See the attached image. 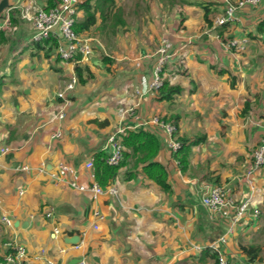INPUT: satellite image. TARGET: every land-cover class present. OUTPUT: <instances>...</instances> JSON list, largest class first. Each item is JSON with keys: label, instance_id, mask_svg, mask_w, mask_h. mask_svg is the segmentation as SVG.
<instances>
[{"label": "crops", "instance_id": "obj_1", "mask_svg": "<svg viewBox=\"0 0 264 264\" xmlns=\"http://www.w3.org/2000/svg\"><path fill=\"white\" fill-rule=\"evenodd\" d=\"M8 1L0 17V248L11 240L24 244L26 264H216L218 251L211 245L226 234L218 249L230 264H264V167L255 175L261 192L253 193L245 178L253 149L264 139V33L257 30L264 0L239 8L223 35L216 18L228 1L238 0H146L106 41L84 33L93 52L77 64L64 63L50 44L42 50L31 42L22 13L48 7L49 0ZM207 4L213 25L205 19ZM83 16L79 10L78 19ZM164 35L178 50L164 79L183 88L172 99L150 89L153 52ZM231 39L245 49H229ZM77 65L85 82L70 93L72 104L59 119L56 93L77 74ZM162 123L176 126V139H202L191 147L185 170ZM121 128L159 138L157 160L167 167L171 192L149 179L135 158L106 185L117 184L116 196L94 200L50 176L67 162L79 168L82 181H93L85 164L99 152L108 159L110 138ZM58 131L61 137L53 138ZM3 147L10 151L2 154ZM24 165L29 170L19 168ZM218 184L237 201L260 200L232 233L229 219L203 204ZM73 235H80L78 245L65 241ZM242 246L261 248L259 256L251 258Z\"/></svg>", "mask_w": 264, "mask_h": 264}, {"label": "built area", "instance_id": "obj_2", "mask_svg": "<svg viewBox=\"0 0 264 264\" xmlns=\"http://www.w3.org/2000/svg\"><path fill=\"white\" fill-rule=\"evenodd\" d=\"M81 0H60L57 5L49 7H27L22 13L24 20L30 23L32 28L31 42H42L56 40L58 45L55 49L60 59L67 64H77L83 58L88 57L93 52L92 38L79 34L75 30V24L78 22L79 8L78 3ZM262 0H238L236 3L228 1L224 13L216 18L215 23L219 26L228 24L236 19V12L239 8L251 4L257 5ZM229 49H235L237 51L245 49L244 42H240L237 39H231L226 42ZM177 47L172 39L164 35L161 39L160 45L153 52L156 56L157 62L155 67V79L150 84L152 91H158L164 83V73L167 66H169L174 57L177 55ZM139 65V63H137ZM79 83L77 74L71 75L64 81V85L61 90L56 93V97L61 101V108L58 111V118L64 119L66 116V110L71 106L72 99L70 93L75 89ZM164 127L171 134L170 148L175 152L180 147V142L174 137L177 128L171 123H162ZM128 129L121 128L119 132L110 138L113 143L114 149L111 155L108 157V163L111 165H119L123 159L124 147L121 143V134H125ZM62 132L58 131L53 134V138L61 137ZM10 151L9 147L1 148V153L6 154ZM253 161L251 166L245 171V178L253 193L261 192V189L257 186L255 175L256 172L264 167V139L259 145L253 149ZM87 169H90L93 181L86 183L81 179V172L76 166L67 163L60 162L57 164L54 171L49 172L50 176L57 182H62L68 187L79 191L88 192L91 198L97 200L103 194H110L116 196L119 193L117 184L109 186L101 185L95 177L94 162L88 161L85 164ZM23 170H29L28 165L19 167ZM42 171H46V165L43 164L40 168ZM260 200L250 196L244 201H237L231 194L230 189L226 185L218 184L210 188L203 196V204L211 211L219 212L223 216L229 219L230 228L227 233L233 232V225L239 222V220L251 209L252 206L259 203ZM255 210V213H258ZM51 212L48 213V216ZM94 215L99 218L104 216L98 211H94ZM3 220L12 225V220L8 217H3ZM95 228H98L97 224H94ZM56 232H59L56 228ZM226 234L221 236L217 242L211 245L214 251H218L217 264H230L228 259L219 252L218 244L226 243ZM81 242V240H80ZM28 259V250L24 244H20L16 241H8L4 244L3 250L0 248V264H26ZM52 263V262H51ZM77 264H88L85 260H80Z\"/></svg>", "mask_w": 264, "mask_h": 264}, {"label": "trees", "instance_id": "obj_3", "mask_svg": "<svg viewBox=\"0 0 264 264\" xmlns=\"http://www.w3.org/2000/svg\"><path fill=\"white\" fill-rule=\"evenodd\" d=\"M59 1L60 0H49V6H55ZM118 7L119 5L117 4V0H81L78 3V8L79 10L84 11V16L75 24V30L79 34H84L86 32H90L95 27H98L97 25L100 23L99 28L102 30L111 27V31H113L117 25L126 24V18L123 16V10L118 12ZM205 10L206 22L208 25H213V19L211 17L212 11L209 4H207ZM109 22L111 24L110 26L108 24ZM228 24L221 25V35H223V32L226 30ZM257 30L260 33H264V20L260 22ZM34 44L42 50L45 49L46 44H50V50L56 49L58 45L56 40L46 41L45 44L42 42H35ZM104 61L106 63H110L111 60L106 56ZM82 71L83 68L80 65H77L76 72L79 82H85ZM182 91L183 88L181 86L171 85L166 79H164L163 85L158 90L161 99H172L175 95L180 94ZM176 119L177 118H174L173 122L175 125V122H177ZM105 123L107 124V121H105L104 124ZM176 132L174 135H176ZM120 136L121 143L124 147L123 160L119 165H111L107 161L108 159L105 152L97 153L93 159L96 180L101 185L106 186L120 168L127 165V162L131 158H135V165L140 164L142 172L149 179L156 182L164 191L171 192L172 186L169 181L167 167L162 162L157 160V156L161 150V142L159 138L154 133L144 130H127L125 134H121ZM177 140L180 142V147L177 151H175L174 156L177 160H179L182 169L185 170L189 163L191 147L201 142L202 139L189 140L181 137L177 138ZM127 175L130 177V174ZM241 249L253 259L258 257L259 252L261 251V248L254 246H242Z\"/></svg>", "mask_w": 264, "mask_h": 264}, {"label": "rangeland", "instance_id": "obj_4", "mask_svg": "<svg viewBox=\"0 0 264 264\" xmlns=\"http://www.w3.org/2000/svg\"><path fill=\"white\" fill-rule=\"evenodd\" d=\"M117 4L119 5L117 11L120 12V10H123V16L126 18V20H131L132 10L136 6L145 7L146 0H117ZM108 24L109 26L111 25L110 22ZM111 30H112L111 27L106 28L104 30H102L99 27H95L88 33H89V36H92L94 39L103 38L105 40V39H109L113 35L115 28L113 31ZM88 33H85V34L88 35Z\"/></svg>", "mask_w": 264, "mask_h": 264}, {"label": "water", "instance_id": "obj_5", "mask_svg": "<svg viewBox=\"0 0 264 264\" xmlns=\"http://www.w3.org/2000/svg\"><path fill=\"white\" fill-rule=\"evenodd\" d=\"M8 6H9L8 0H1L0 1V17L2 16L3 12L8 8ZM80 240H81L80 235H73V236L65 238V241L69 244H72V245H78ZM79 262H80V259L76 260L74 262H71L70 264H77Z\"/></svg>", "mask_w": 264, "mask_h": 264}]
</instances>
